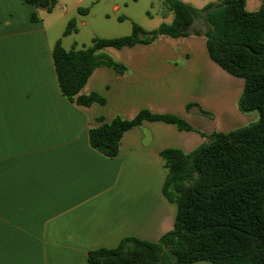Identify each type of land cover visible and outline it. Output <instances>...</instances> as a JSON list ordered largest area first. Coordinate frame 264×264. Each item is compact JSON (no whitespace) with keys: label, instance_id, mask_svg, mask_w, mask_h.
Here are the masks:
<instances>
[{"label":"crops","instance_id":"0c3cea01","mask_svg":"<svg viewBox=\"0 0 264 264\" xmlns=\"http://www.w3.org/2000/svg\"><path fill=\"white\" fill-rule=\"evenodd\" d=\"M84 1L62 12L55 3L33 22V6L0 0V264H89V250L115 247L125 237L157 241L177 212L162 194L160 151L191 152L205 135L259 119L238 108L243 79L212 61L205 38L194 34L105 48L125 72L100 66L80 93H98L106 102L80 106L63 97L52 49L57 40L65 49L87 46L67 39L78 34L77 21L85 22L88 10L78 12ZM182 1L202 8L218 0ZM261 1L245 0V9L257 11ZM160 13L164 23L172 21L163 5ZM71 18L76 31L64 35ZM192 26L204 28V19ZM141 109L175 114L193 129L144 121L122 135L114 157L91 147L90 128Z\"/></svg>","mask_w":264,"mask_h":264},{"label":"trees","instance_id":"16d2710c","mask_svg":"<svg viewBox=\"0 0 264 264\" xmlns=\"http://www.w3.org/2000/svg\"><path fill=\"white\" fill-rule=\"evenodd\" d=\"M22 1L34 7L30 15L33 22L40 20L38 9L51 12L56 3ZM162 2L173 18L155 29L146 30L132 21L129 34L93 36L90 44L81 48L65 49L57 40L52 59L62 96L80 106L106 102L98 93H80L100 66L125 72L123 64L103 52L105 48L194 34L205 38L212 61L243 79L238 108L258 112L259 119L229 132L205 135L207 141L191 152L175 148L160 151L166 170L162 194L177 207L173 227L155 242L125 237L115 247L89 250L87 262L192 264L207 260L212 264H264V0L254 12L245 9V0H218L202 8L182 0ZM86 10L79 8L78 12ZM201 17L204 28H193ZM75 31V18H71L63 34ZM144 121L165 122L184 131L193 129L175 114L141 109L132 118L115 116L90 128L89 143L103 155L114 157L122 135Z\"/></svg>","mask_w":264,"mask_h":264},{"label":"rangeland","instance_id":"374dc122","mask_svg":"<svg viewBox=\"0 0 264 264\" xmlns=\"http://www.w3.org/2000/svg\"><path fill=\"white\" fill-rule=\"evenodd\" d=\"M76 1L56 0V10L54 11L62 12L64 6L69 9ZM114 4H119L120 9L114 11L112 9ZM161 5H163L162 0H86L81 5L88 10L86 17L83 18L85 22L84 24L76 22L78 34L69 36L68 42L72 37H76L79 42L89 45L93 36L106 38L124 36L130 33L132 21L145 29H155L166 22L160 13ZM38 11L44 10L38 9ZM72 12L74 14L75 10ZM169 13L171 12L169 11ZM42 15L46 17V20L53 17L47 13ZM118 16L122 17L121 20H118Z\"/></svg>","mask_w":264,"mask_h":264}]
</instances>
